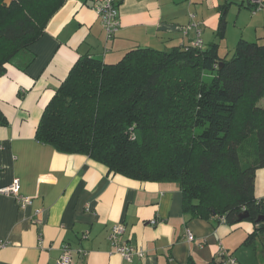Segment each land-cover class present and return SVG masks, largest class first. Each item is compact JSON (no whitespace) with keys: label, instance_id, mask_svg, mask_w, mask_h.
<instances>
[{"label":"crops","instance_id":"obj_1","mask_svg":"<svg viewBox=\"0 0 264 264\" xmlns=\"http://www.w3.org/2000/svg\"><path fill=\"white\" fill-rule=\"evenodd\" d=\"M103 1L66 0L29 52L0 72V189L19 179L32 199L22 208L0 193V264H58L66 245L71 264H220L223 253L250 264L237 249L255 229L252 222L191 218L178 182L109 172L86 154L38 141L36 129L81 56L116 63L138 47L184 48L198 29L203 48L218 44L219 54L230 56L240 39L263 40L264 8L254 12L240 0H119L121 26L109 39L93 8ZM255 195L264 198V168L257 170ZM116 224L124 225L123 242L143 248L144 258L129 261L115 251L109 234ZM254 252L255 264H264V253Z\"/></svg>","mask_w":264,"mask_h":264},{"label":"trees","instance_id":"obj_2","mask_svg":"<svg viewBox=\"0 0 264 264\" xmlns=\"http://www.w3.org/2000/svg\"><path fill=\"white\" fill-rule=\"evenodd\" d=\"M65 2L0 0L1 73ZM225 25L223 15L220 36ZM263 97L264 38L240 39L230 56L218 44L138 47L116 63L83 55L45 106L36 138L128 178L178 182L191 218L250 221L255 229L244 244L264 253V198L255 195L264 168ZM242 213L249 216L238 221Z\"/></svg>","mask_w":264,"mask_h":264},{"label":"built area","instance_id":"obj_3","mask_svg":"<svg viewBox=\"0 0 264 264\" xmlns=\"http://www.w3.org/2000/svg\"><path fill=\"white\" fill-rule=\"evenodd\" d=\"M119 0H105L101 3H97L93 5V8L96 10L100 20L102 21L107 38L111 39L115 36V34L119 31L121 26L120 21V5ZM248 1L252 7L253 11L256 12L264 8V0H242ZM195 26V24H193ZM203 44L201 38V29L197 30V36L194 40L192 46L201 47ZM0 193L13 196L17 203L25 208L32 203V199L29 196H25L21 193V183L19 179H14L13 182L0 189ZM125 228L122 224H116L110 231L109 240L115 248V251L121 254L125 259L131 261L134 255H138L140 258H144L146 252L141 247H135L129 245L126 242H123L122 236L124 234ZM187 236L189 241L194 240V235L192 232L188 231ZM87 237V235H85ZM224 264H239L237 259L233 255H226ZM72 258L69 247L66 245L64 247L63 254L58 259V264H71Z\"/></svg>","mask_w":264,"mask_h":264},{"label":"rangeland","instance_id":"obj_4","mask_svg":"<svg viewBox=\"0 0 264 264\" xmlns=\"http://www.w3.org/2000/svg\"><path fill=\"white\" fill-rule=\"evenodd\" d=\"M9 2H7V3H9ZM232 53L230 55H232ZM258 104H259V106H264V97L259 101ZM243 160H246L245 155H243ZM237 250H240L239 255L242 256L241 258H244L246 261L250 260V264H255V261H256V258L254 256L255 252L251 246L243 244ZM241 263L244 264L242 261H241Z\"/></svg>","mask_w":264,"mask_h":264},{"label":"water","instance_id":"obj_5","mask_svg":"<svg viewBox=\"0 0 264 264\" xmlns=\"http://www.w3.org/2000/svg\"><path fill=\"white\" fill-rule=\"evenodd\" d=\"M10 0H7V2H9ZM221 65H222V63H221ZM249 216V214L248 213H242L239 217H238V221H241V220H243L244 218H246V217H248ZM262 219H264V218H258V220L260 221V220H262Z\"/></svg>","mask_w":264,"mask_h":264}]
</instances>
